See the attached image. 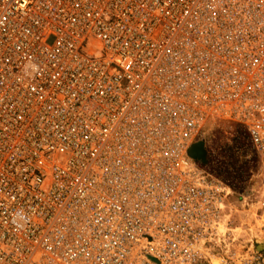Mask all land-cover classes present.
<instances>
[{
  "label": "built area",
  "instance_id": "built-area-1",
  "mask_svg": "<svg viewBox=\"0 0 264 264\" xmlns=\"http://www.w3.org/2000/svg\"><path fill=\"white\" fill-rule=\"evenodd\" d=\"M219 121L264 190V0H0V264H264L192 155Z\"/></svg>",
  "mask_w": 264,
  "mask_h": 264
},
{
  "label": "rangeland",
  "instance_id": "rangeland-1",
  "mask_svg": "<svg viewBox=\"0 0 264 264\" xmlns=\"http://www.w3.org/2000/svg\"><path fill=\"white\" fill-rule=\"evenodd\" d=\"M203 150L204 154L198 158V162L224 186L231 188L232 195L228 199L232 202L228 205L231 211L229 217L233 227L241 226L240 213L244 205L254 203L260 209V199L264 194L259 161L245 128L239 123L232 122L219 121L212 126L209 124L203 138ZM227 221L225 217V223ZM245 221L247 218L243 219V222ZM247 224L249 229L254 231L256 227L250 226L248 221ZM224 229L227 230V227H223ZM240 230L242 228L238 227L232 231L237 233ZM242 235L245 236L244 233Z\"/></svg>",
  "mask_w": 264,
  "mask_h": 264
},
{
  "label": "bare ground",
  "instance_id": "bare-ground-1",
  "mask_svg": "<svg viewBox=\"0 0 264 264\" xmlns=\"http://www.w3.org/2000/svg\"><path fill=\"white\" fill-rule=\"evenodd\" d=\"M225 191H226L228 197H230V195H232L231 194V188L229 186L228 187L225 186ZM229 202H230V204L232 203L231 200H229ZM240 214H241L240 215L241 226H238V227H241L242 230H240L239 232L237 231V234L244 233L245 236L247 237V239L248 238H251L252 239L253 237H255V235L257 234V231H258L259 227L262 225V222L264 221V212H262V213H259L258 212V205L257 204H254V203L247 204L246 203L244 205V208L242 209V213H240ZM244 218L245 219L247 218V221H248V223H249L250 226L256 227L254 229V231H251L249 229V226L247 224V221L243 222V219ZM227 222L225 223V219H224L221 222V224H220V228L222 229L223 233H225V234H226V232L232 231L233 229H235L234 227H231ZM223 227H227V230H225V229L223 230ZM238 227H236V228H238Z\"/></svg>",
  "mask_w": 264,
  "mask_h": 264
},
{
  "label": "water",
  "instance_id": "water-1",
  "mask_svg": "<svg viewBox=\"0 0 264 264\" xmlns=\"http://www.w3.org/2000/svg\"><path fill=\"white\" fill-rule=\"evenodd\" d=\"M200 154V155H199ZM204 154V150H203V142H200L197 146L194 147V149L192 150V155L195 158H200L202 157Z\"/></svg>",
  "mask_w": 264,
  "mask_h": 264
}]
</instances>
